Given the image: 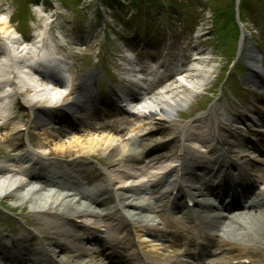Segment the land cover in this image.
Returning <instances> with one entry per match:
<instances>
[{
    "label": "bare ground",
    "instance_id": "obj_1",
    "mask_svg": "<svg viewBox=\"0 0 264 264\" xmlns=\"http://www.w3.org/2000/svg\"><path fill=\"white\" fill-rule=\"evenodd\" d=\"M46 23L31 42L40 45L39 51H37L38 46L31 51L17 37L16 29L11 25L9 17L0 15V36L9 45L2 44L0 46V131L5 132L0 134V140L4 143V148H7L12 154L11 160H9L10 165L0 162V198L5 199L11 196L17 199V203L26 204L29 201L33 219L45 225H52V228L48 227L49 229H47L50 234L40 233L43 235L41 237L51 238L45 243L48 247H44L41 243V245L26 247L21 244V240L26 244L24 239L28 238H20L15 235L16 238H19L15 241L20 242L14 244V250H9L4 243L0 244V262L8 260V263L12 264H64L59 257L63 258L64 250L68 248L67 246H72L78 249L70 261L69 258L65 259L70 264H122L120 260L117 261L116 252L111 249L118 246L119 240H112L114 245L111 248L106 247L108 253L100 254L95 249L82 248V245L89 248H97V244L103 245L102 232L99 230L101 223L104 222L103 218L108 216L113 222L114 220L110 216L116 214L114 225L116 229L128 230L134 236V240H143V237H146L144 248L150 247V250H145L140 256L132 258L131 261H137L139 264H146V261L148 264H183L184 258L189 256L183 241L184 235L188 232L187 225L183 224V231L180 234L166 233L164 230L170 213L182 212L181 206L173 205L171 202L167 208L158 211L159 205L150 201L154 196L159 200V196L164 194L162 186L165 181V172L158 174L165 170L162 163L166 158L177 163L175 167L171 168L175 173V179L169 185L181 187L186 183L191 188V185L199 184L200 187L196 189L197 194L201 196L208 193L211 195L222 193V197L225 199L231 198L228 203H224V208L229 212L228 214H231L238 207V203L235 200L232 201L233 196L240 194L246 199L253 196L251 194L249 197V188H242L245 186L244 180H247L248 186L260 181L264 188V151L262 150V148L264 149V133L252 129L257 124L264 126L263 114L260 115V112H257L258 117H261L260 123H258L259 119L256 120L254 117L256 113L250 109H247L246 114L238 119L221 116L216 106H214L215 109H209L200 115L197 118L198 121L207 125L208 141L202 143L205 145L203 146L205 147L204 155L208 158L204 159L198 156L199 154L197 155L196 150L187 147L182 142L180 129L183 130V127L175 117H177V109L184 108L183 100L176 95L166 98L169 102L154 97L125 111L122 107L116 106L114 113L123 111L124 115L134 116L138 122L141 118L151 121L148 126L141 128L138 132L141 133L140 139L134 140V142L120 140L124 143L118 144L117 138L110 137L108 131L104 130L108 127L106 120L109 118H105V121L104 117L98 119L101 104L94 90L92 93L88 91V87H92V85L86 86L83 83L86 78L80 79L78 75L80 71L70 70L73 67L71 63H73L74 56L66 54L67 59L65 58L55 42L48 19ZM248 52L247 64L256 69L258 62L255 59L258 53L252 46H249ZM62 57L67 61L71 59L68 61L70 66L62 62L60 59ZM161 62V60L158 62L160 67ZM64 64L71 80L68 85L57 81L56 86L44 81V75L47 80H50L47 74L42 73L44 70L48 74L62 76L66 73L62 70ZM164 64L166 72H168L167 78L172 77L176 72H198V68L193 63L185 65L182 71L180 68L167 69L169 63L164 62ZM152 65L149 61L148 66H144V69L141 68L143 66L140 68L151 71ZM34 69L39 71V75L32 72ZM56 69L59 70L55 72L58 75L54 73ZM133 71L135 72V69ZM251 78L257 90L264 92V84L256 81L254 76ZM209 79L208 76L207 78L202 77L198 81L199 89L206 87L210 82ZM169 81L171 83L167 85ZM169 81H166L162 76L161 83L167 85L171 90L175 85L172 81L177 82L178 79H169ZM211 88L212 85L207 87V90ZM19 92L22 93L25 101L20 99ZM92 95L94 96L92 97ZM179 95H182L183 98L188 96L187 100L200 97V95L189 94L185 90H182ZM129 96L135 98L138 94L133 93ZM255 99L258 105L261 103V106L264 107V96ZM92 100L95 105L88 106ZM16 104L24 106L25 121H21L24 117L11 116L10 110ZM253 108L256 107L253 106ZM95 111L97 112L94 113ZM225 112L228 114L229 108L225 109ZM104 114L110 113L105 110ZM191 122L193 125L196 124L195 121ZM30 126L37 136V146L39 147L37 150L28 148L27 131ZM118 129L122 130L120 127ZM120 130L116 129L114 132L120 133ZM76 132L81 136L74 135L77 134ZM241 133L244 134L241 135ZM239 137H244L245 141L242 142ZM192 139L200 141L199 137ZM48 145L54 146L56 155L68 158L70 161L68 160L67 163L61 160L49 161L44 156H38V154L42 155L46 152L45 146ZM240 145H244L245 149H241ZM255 154L256 156H254ZM14 155L15 157L17 155L18 160H15ZM90 156L97 157V162L94 164L97 169L86 180L87 182L88 180L91 182L102 180L100 186L105 190H110L107 200H100L96 197L86 198L82 192L73 195L54 192L53 188L48 189L51 190L50 192L40 188V181L45 182L47 187L57 186L60 177L69 182L70 178L74 176L70 174L73 173L72 169L74 168H77L78 172L75 174L80 175L82 170L89 168L88 158ZM98 159L101 162L104 161L103 168L98 165ZM153 160L158 161L152 163ZM101 165L103 164L101 163ZM138 168H146L149 173L153 174L142 185L131 188L128 186L121 191H125L123 196L132 193L135 196L146 195L149 197L138 200L132 199V197L131 199L130 197L119 198L118 194L121 191L117 193L120 188H117L116 184L128 182V179H132L129 177L137 174L136 169ZM171 170H167L166 175L171 176ZM229 174L234 178L231 179ZM231 187L235 190L231 191ZM193 198L196 199L195 194H193L192 200ZM262 198H264V194H255L251 203L246 207L247 214L252 212L260 214V218L256 222L249 221L252 226L243 220L240 221L239 217H225L228 219V223L221 220L216 221L218 226L214 233L218 236H226L229 241H221L219 247L221 255L212 264H232V262L242 264L244 260L249 259L250 252L244 245V239L238 237L246 235L247 231L240 230L236 225L242 223L247 225L252 232L255 229L259 234H264V211L262 212L261 209L264 208V200ZM113 200L117 204L115 214H104L102 208L105 203ZM118 203L122 204L126 216H132L130 219L122 214L119 215ZM195 203L198 208H212V206L206 205L207 201L195 200ZM149 212L157 215L159 212V220L150 217ZM186 217L193 224L192 228L195 227L196 219L190 218L188 214ZM219 218H224V216L216 215L211 220ZM57 228H60V231L52 233L51 230L57 231ZM89 229L96 233H92L90 236ZM234 229L240 233L231 237L229 232ZM149 235L155 238L165 237L171 244L161 245L162 249L158 253L156 245H153L157 241L149 240ZM29 240L32 243H37L32 237ZM59 244L62 250L58 257L56 247H59ZM132 245H134L133 240L126 249H130ZM24 253L26 257H24ZM4 254H6V258L1 256Z\"/></svg>",
    "mask_w": 264,
    "mask_h": 264
},
{
    "label": "rangeland",
    "instance_id": "obj_2",
    "mask_svg": "<svg viewBox=\"0 0 264 264\" xmlns=\"http://www.w3.org/2000/svg\"><path fill=\"white\" fill-rule=\"evenodd\" d=\"M31 1L32 0H0V15L9 17L10 23L13 28L20 30L19 34L16 33L18 35L17 37L20 39V41H23L25 43L24 46L29 50H34L36 48V42L35 44L31 43L33 42L32 36L36 35L41 29H43L44 24H47L46 20L48 19L50 24L54 27V32H56V36L54 35V38L58 42V44L62 46V48L64 49V53L74 56V60H72L73 66L76 67V69L80 68V79L84 80V78L82 77L87 76L92 71H99L97 76L99 83L101 84L99 87V91L101 90V88L105 89L106 87V85L104 84L105 79H103L105 75L108 82L110 81V79L114 81V83H112L111 85L115 88L123 85L124 80L130 81L131 73H133L134 71L130 70L129 67L131 65H134L136 74L141 78L139 82L143 97L146 94V96L152 98L155 97L169 102V100L166 98H170V96L176 95L179 96L181 100H183L184 105L182 106L184 108L177 109L178 113L177 117L175 118H177L181 126H184V129L186 128L185 126L192 123L191 121H194V119L198 115H202L206 110H208L213 103H220L217 108L226 109L228 107H232L233 110L239 111V116L241 117L243 116V112L241 111H246V109L250 108L253 113H256L254 117L256 118V120L259 119L258 123L261 122V117H258L257 114V112H260V115L263 114L262 116H264V109L263 107H261V103L260 105H258V103L255 101L256 99L254 94L248 91L244 92V84H241L240 86L237 84L238 78H241L244 83L245 81L248 83L250 80V72L244 69L241 73L242 69L240 67H243V65L238 64L237 66H235L234 61L239 59L241 61L242 58H248V46L256 48V52L258 53L259 49H261L260 52L264 53V0H241L240 11L242 13H240V15L243 18V23L238 22L239 16L236 15L238 6L236 9L235 0H200L199 4L192 2V0H177V2L181 1L183 4H185L186 10L191 13V16L189 18H186L184 24L181 23L180 25L179 21L181 19H184V7H182L181 19H176L178 13L177 11L174 12L172 17H168V19H166L165 16H162L163 19L156 21L155 26L153 25L154 27L150 29L158 30V28H160L151 40H154L155 42L161 44L160 40H158V36H160L161 30H165L167 36L164 38V40L166 41V39L168 38V40L172 42V45L170 44V46H168L165 42L163 44V50L157 52L158 55L166 52V58L175 59V61L176 59L182 57L186 59V62L189 57H199V59L193 60V64L198 68V72L193 74H190V72L177 74L176 77L178 81H172L175 85L171 88V90L167 86L171 82H167V85H163L157 90L155 89V86H153L157 83V78L161 74L156 75V73L141 72L140 66H148L147 63L149 62V55H151V53H153L154 51L150 47L144 50L141 48H138L139 50H135V48H133L136 44L133 42L131 38L132 36L130 35V30L133 26L131 23L126 22L125 24H122V22L120 23L119 20L113 19L114 13H110L109 11L103 9V7H105L104 5L102 7V9L106 13V15L104 16V20H106L108 31L110 32L107 34L108 38L103 39L102 37H98L96 33L98 31V27L104 25V21H99L94 25H91L90 21H85L86 18H84L83 16H85L87 12L93 11L95 9V6L92 5H103L102 1L48 0V2L47 0H44L47 3L46 8H50L49 10H42L41 5L34 6ZM155 1L156 2H154V5L159 7L160 4L166 5L168 4L167 1L171 0ZM196 6H199V8L196 9ZM106 8L108 9L107 6ZM79 10L82 12L83 16L79 12ZM153 11L154 10L149 7V13L153 14ZM131 12L132 10L130 6L124 5L122 9V13H124V15L122 14L121 17H123L125 20H128L129 18L126 19V17H129L128 15ZM138 12L141 14V7L139 8ZM159 14L163 15L162 9L160 7ZM189 21L192 25L191 30H196L194 35L201 34L200 38L193 39L202 46V50L196 51L198 53L195 56V52L185 49L186 47H191L190 43H192V39H190V37L188 36L190 35L188 28V25H190ZM168 25L171 27H169ZM240 34H242L244 37L243 41L237 39V41L239 40L238 44L239 49H241V53L238 52V49L235 50L232 46L230 48V52H228L227 50L230 45L229 39L234 36L236 38H239ZM25 37L26 40H23L25 39ZM0 38L2 37L0 36ZM104 42H107L108 44ZM94 44L98 45L100 53H104L106 55L105 57H107V60H105L104 57L101 58L103 63L101 67L99 66V64L93 62V51L97 53L96 50H93ZM235 45L238 48L236 41ZM231 51H233L232 54ZM138 53L139 56L137 55ZM261 61L264 65V56L261 57ZM141 68L143 69V67ZM262 72L264 73V71ZM229 73L230 75L228 77L226 87L225 78ZM207 76L210 78V82L206 85V87H202L201 89H199L198 81L202 77L207 78ZM131 77L134 79L138 78L135 76L133 77V75ZM83 83L85 85H89L90 80H87L86 83ZM211 85L213 88L211 90H207V87ZM214 88L215 90L213 94ZM130 89L131 88L128 87L127 90ZM120 90L127 93L125 87ZM182 90H185L192 95H200V97H198L197 99L194 98V100H187L186 98L188 96L183 98L182 95H179ZM166 91L168 93H165ZM221 91L222 96L220 94ZM229 92L233 93V97H235L234 99L230 96ZM19 95L21 100H26L23 97L22 93L19 92ZM127 100L131 108L137 107L140 104V102L136 101L139 100L137 98H127ZM253 106H255L256 108L254 109ZM13 107V112H17V116L20 113H23L20 115V117H24L23 119H21V121H25L26 110L24 109V106L16 104ZM100 116L101 114H99L98 119L101 118ZM109 116L111 119V125L113 127L117 126V130H119L118 127H121L123 129V132L117 134L108 132L110 137H113L115 139L117 138L116 141L118 142V144L124 143L120 140H131L133 142L134 140H136V134L142 126L141 122H138L137 120L130 121V119L126 116H123L118 120H116L114 117L112 118L111 114ZM262 127L264 126H259L257 124V126L253 127L252 129L258 130L261 133L264 132V128ZM29 128L30 130H28L27 133V144H29L31 149L37 150V136L33 132L32 127L30 126ZM3 133L5 132L0 131V134ZM74 135L78 137L81 136L79 133ZM45 148L47 149L46 152H44V154L42 155L38 154V156H44V158H47L49 161H55L56 159H58L61 161H65L64 163L68 162V158L66 159L56 155L54 146L48 145L45 146ZM240 148L245 149L244 145H240ZM262 150L264 151V149ZM254 156H256V154ZM11 157L12 154L7 148H4V143L0 140V162H6V164H9V160H11ZM88 159L90 161V166H92V168H95L93 165H91V163L97 160V157L90 156V158ZM99 162L100 164H103V167L105 164L104 161L101 162L100 160ZM137 178L138 174L136 175L134 180H137ZM59 179V183L61 184L68 183L66 179L64 180L61 177ZM83 179L85 180V178ZM142 180L144 179L140 178L139 181L136 182H141ZM101 182L102 181L100 180V183ZM128 182L124 181L120 184H116V187L120 188L117 193H119L121 189H125L133 184V181ZM82 183L84 184V182ZM83 186L89 190L93 189L92 185L90 187H86V185ZM99 191V198H103L101 192H105L106 190L104 189V187L100 186ZM127 197H132V199L138 200V198H135V196L131 193H129ZM161 200H165V198H162ZM213 200L214 199H211V201ZM16 201L17 199L11 196L5 199L0 198V217L6 219L9 226L13 228L12 231H17V235H25L26 233L21 231L22 226H25L35 232L37 234L36 237H39V240L40 237L43 236L39 233V231H42V233L50 234L45 224L43 227L36 223L39 221H35L33 219L29 201L28 204L23 202L17 203ZM103 210L106 212L108 209L103 208ZM14 217L17 218V221L12 220ZM150 217L154 218L153 213L150 214ZM245 217L248 223L252 220L256 222L259 219L258 217L249 216L246 213L244 215V218ZM213 225L214 224L207 223L206 227L207 229L211 230L213 229ZM33 226H35V229ZM168 226L178 227V225H175L172 222L168 223ZM1 228L2 225L0 223V230ZM253 232L257 233L258 231L254 229ZM43 238L45 243L48 239L51 240V238ZM69 249H72L71 252H73L74 249L77 250L78 248ZM57 256L59 257L60 255ZM73 256L74 253L67 256L64 255L63 258L59 257V259L63 260Z\"/></svg>",
    "mask_w": 264,
    "mask_h": 264
}]
</instances>
